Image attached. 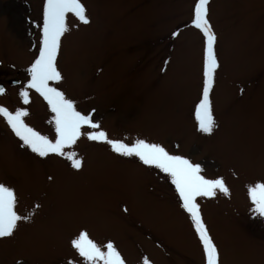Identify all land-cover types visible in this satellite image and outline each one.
Here are the masks:
<instances>
[{
  "label": "rangeland",
  "instance_id": "374dc122",
  "mask_svg": "<svg viewBox=\"0 0 264 264\" xmlns=\"http://www.w3.org/2000/svg\"><path fill=\"white\" fill-rule=\"evenodd\" d=\"M81 2L90 23L67 17L57 57L63 79L54 86L109 139L160 144L199 164L205 178L222 179L227 194L197 199L220 264H264V220L247 191L264 183V0H209L219 64L211 135L195 125L203 42L191 25L194 0ZM42 9L43 0H0V107L27 110L25 123L54 139L43 98L27 89L25 105L19 96L38 56ZM65 151L82 160L79 171L22 147L0 117V184L14 191L17 213L31 217L0 238V264H84L70 244L80 231L102 249L111 242L125 264H203L163 173L86 136Z\"/></svg>",
  "mask_w": 264,
  "mask_h": 264
},
{
  "label": "snow or ice",
  "instance_id": "6c2138e0",
  "mask_svg": "<svg viewBox=\"0 0 264 264\" xmlns=\"http://www.w3.org/2000/svg\"><path fill=\"white\" fill-rule=\"evenodd\" d=\"M208 4L209 0H194L191 10V25L202 35L203 42L202 91L199 102L195 105L194 117L196 130L205 135H211L217 126L212 112L210 92L219 67L215 51L217 37L208 20ZM69 14L81 24L90 23L81 0H43L42 24L38 26V56L27 69L30 79L27 80L26 89L19 92L25 105L30 102L27 89L34 90L46 102L53 114L50 124L54 127V139L40 134L25 123L24 118L29 115L25 109L9 111L0 107V117L21 142L22 147L38 157H61L77 171L82 168V160L77 158L75 151L65 150L71 149L81 137L86 136L88 141L108 145L110 150L120 157L135 158L142 165L163 173L165 179L170 180L174 186L179 207L191 221L202 248L203 264H220L218 248L203 222L197 199L211 198L217 190L227 194L228 189L224 181L205 178L201 174L202 168L199 164H194L181 155L170 154L160 144L144 139H136L131 143L109 139L107 133L100 130L99 123L93 121L91 113L82 114L76 109L73 101L54 86L63 79L57 69V57L61 39L69 31L66 24ZM176 35V32L172 33L173 37ZM4 91V88L0 87V95L4 94ZM247 191L253 215L264 220V183H256ZM16 205L14 191L0 184V238L12 237L18 222H27L31 218L28 215H19ZM70 244L84 264H125L111 242L102 249L85 231H80L71 239ZM144 264H148V261L145 260Z\"/></svg>",
  "mask_w": 264,
  "mask_h": 264
},
{
  "label": "water",
  "instance_id": "95a60500",
  "mask_svg": "<svg viewBox=\"0 0 264 264\" xmlns=\"http://www.w3.org/2000/svg\"><path fill=\"white\" fill-rule=\"evenodd\" d=\"M0 87L4 88L2 85H0Z\"/></svg>",
  "mask_w": 264,
  "mask_h": 264
}]
</instances>
